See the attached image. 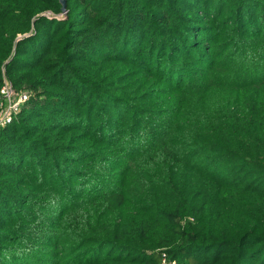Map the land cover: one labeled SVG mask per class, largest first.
<instances>
[{
    "label": "trees",
    "instance_id": "trees-1",
    "mask_svg": "<svg viewBox=\"0 0 264 264\" xmlns=\"http://www.w3.org/2000/svg\"><path fill=\"white\" fill-rule=\"evenodd\" d=\"M67 9L51 18L59 0H0V91L6 74L31 92L0 127V264H122L104 255L118 243L108 239L150 229L143 219L111 232L110 220L166 188L158 176L181 190L157 213L179 240L173 261L264 264V0H67ZM122 155L129 169L149 157L156 182L146 171L135 185L129 171L121 180ZM226 192L252 232L199 246ZM142 253L139 264H161L165 252Z\"/></svg>",
    "mask_w": 264,
    "mask_h": 264
},
{
    "label": "rangeland",
    "instance_id": "rangeland-1",
    "mask_svg": "<svg viewBox=\"0 0 264 264\" xmlns=\"http://www.w3.org/2000/svg\"><path fill=\"white\" fill-rule=\"evenodd\" d=\"M81 10H79L80 12ZM47 15H49L51 18H63L65 15L63 13H57L54 14L52 12H48ZM213 53L216 52V50L212 51ZM210 60V57L208 58ZM4 82H11V80L7 77V75H4ZM13 84V83H12ZM167 88V87H165ZM16 94L13 96L11 100L8 99H1V94H0V99L2 101V104L0 105L1 111H0V120L4 116H11L12 117V122L16 116L20 113L23 105L25 102L20 101V97L24 95L28 96L29 99V93L31 92H24V93H19L18 90L14 86ZM21 103V104H20ZM17 104L19 108L18 112L14 109V105ZM12 107V108H11ZM191 115L194 114V110L191 109L189 110ZM96 118V117H93ZM100 124H102V120L98 121ZM11 124V123H10ZM98 124H96L97 126ZM72 143H66L68 144V149L70 152L69 154H75L78 153L77 148L82 147L83 145L81 143H78L74 140L71 141ZM101 146L98 147V151H102ZM104 154H112L108 153L107 151L103 152ZM37 154H40L38 151ZM116 154V153H114ZM117 155V154H116ZM124 156V155H122ZM125 163L123 164V167L120 168V177L121 180L123 178V172L124 174L129 171L130 175L135 176L134 179H130V183L132 185H135L137 183L142 182L143 179H146V176L150 177L149 181L152 183L156 182V176L155 179H153L151 176L152 174L150 173L151 169H147L150 165L147 161H150V158L147 156L141 157V164H138L136 166L132 165L131 169L127 167L128 162L132 161L130 159H127L125 156ZM125 166V169H124ZM146 171V176L143 175V172ZM112 174V173H111ZM158 179L161 180L162 182H166V188H164L161 185L156 186L152 191L151 194L149 195H142L138 197L137 201V209L134 211L131 207L126 208L119 213H117L115 216L111 218V226L109 227V230L112 232V230L115 228L116 225L120 223H124L126 221H131L133 226H137L138 223H140L143 219L147 220L148 226H149V232L145 238L138 236L137 234L135 235H128L124 237L120 241L114 240V238H110L108 240L118 242L116 245H113L114 247H108L104 251V255L106 254H111L115 257H120L122 261V264H139L144 260L143 253L142 251H147V254L153 253L154 251H163V252H168L170 253L169 258L170 260H173L171 258H174L176 253H171L173 250L177 247L179 240H176L173 236L168 235L167 231L165 230V225L160 224L157 219V213L159 210L163 209H171L174 207L178 201L180 200L181 197V190L180 189H175V184L172 180L171 177H164V176H158ZM65 181V180H63ZM66 182V181H65ZM45 190L49 189L51 192V188L49 186H43ZM184 188H185V182H184ZM18 190V187H17ZM28 192H33V189L27 187L26 189ZM176 192V195H175ZM49 194V193H48ZM46 194V196L48 195ZM95 196L96 199L101 198L102 196L100 195H92ZM148 196V197H147ZM225 199L223 201V212L219 215V220L214 221V219L209 218L206 220V227L203 231L204 234V240H199L198 245L203 246L206 244L210 238L217 239L222 236H226L227 238H236L244 233L247 232H252L250 231L252 229V225H250V221L242 214H240L237 211H234L230 208V202H229V197L230 193L226 192L225 193ZM39 204H42L43 206H47L49 204L48 201L46 200H37ZM2 205L4 203H1ZM6 208H10L8 206H5ZM43 213H41L42 215ZM259 232H262L261 230H258ZM228 232V234L226 233ZM264 232V231H263ZM108 236V235H107ZM249 249H253L254 246L249 244L247 245ZM94 247H91V249ZM42 250H45L44 247H42ZM171 251V252H169ZM42 256L46 257L44 253ZM47 258V257H46ZM68 259L65 260V263L67 262ZM176 261V260H175ZM177 262V261H176ZM38 264H43V263H38ZM103 264H113L109 262H103ZM178 264V262H177Z\"/></svg>",
    "mask_w": 264,
    "mask_h": 264
},
{
    "label": "built area",
    "instance_id": "built-area-1",
    "mask_svg": "<svg viewBox=\"0 0 264 264\" xmlns=\"http://www.w3.org/2000/svg\"><path fill=\"white\" fill-rule=\"evenodd\" d=\"M0 94H1V99L4 98V99L11 100L13 98V96L16 94L13 84L10 82H4L3 87L1 88ZM1 99H0V103L2 104ZM27 100H28V96H26L24 94H23V96L20 97V101H22V102H25ZM13 107L16 110L14 112L19 111V108H17L18 107L17 104H15ZM11 122H12V117L6 115L0 120V127L7 126ZM161 264H177V262L170 260L168 253L165 252L162 255Z\"/></svg>",
    "mask_w": 264,
    "mask_h": 264
},
{
    "label": "water",
    "instance_id": "water-1",
    "mask_svg": "<svg viewBox=\"0 0 264 264\" xmlns=\"http://www.w3.org/2000/svg\"><path fill=\"white\" fill-rule=\"evenodd\" d=\"M61 5H62V13L67 14L68 9H67V0H59Z\"/></svg>",
    "mask_w": 264,
    "mask_h": 264
}]
</instances>
